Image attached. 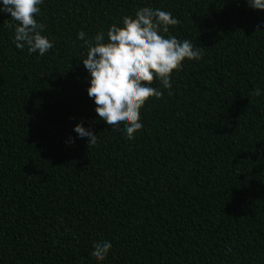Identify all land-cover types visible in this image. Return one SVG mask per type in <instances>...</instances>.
<instances>
[{
	"label": "trees",
	"instance_id": "obj_1",
	"mask_svg": "<svg viewBox=\"0 0 264 264\" xmlns=\"http://www.w3.org/2000/svg\"><path fill=\"white\" fill-rule=\"evenodd\" d=\"M203 51L128 140L87 95L86 38L137 8ZM54 47L17 49L0 12V264H264V9L245 0H44ZM260 88L261 95H253ZM169 91L171 95H169ZM83 118L97 142L76 138ZM123 126H121L122 128ZM73 138L70 140L69 138Z\"/></svg>",
	"mask_w": 264,
	"mask_h": 264
},
{
	"label": "clouds",
	"instance_id": "obj_2",
	"mask_svg": "<svg viewBox=\"0 0 264 264\" xmlns=\"http://www.w3.org/2000/svg\"><path fill=\"white\" fill-rule=\"evenodd\" d=\"M43 3L44 0H0V12L10 14L11 20L5 26L13 30L15 47L40 56L54 47L44 24L36 18ZM245 3L253 9H264V0ZM178 22L169 11L142 7L134 15L123 16L119 24H110L106 32L96 31L90 39L83 30L77 32V39L87 49L81 60L88 73L86 91L94 102V110L128 140L143 127L140 109L146 100L163 95L160 88L153 86V80L170 90L173 70L178 72L185 59L199 61L203 56L202 49L189 39H178L169 32V26ZM261 94L260 88L253 90V95ZM73 131L76 138L86 137L87 145L97 142L96 133L84 126L83 118L74 124ZM111 248L110 240L93 242L92 259L99 264Z\"/></svg>",
	"mask_w": 264,
	"mask_h": 264
}]
</instances>
